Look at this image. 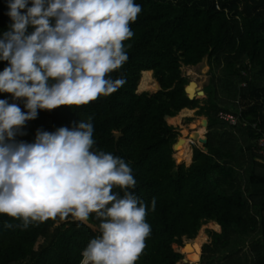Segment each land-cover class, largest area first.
I'll return each mask as SVG.
<instances>
[{
	"label": "trees",
	"instance_id": "trees-1",
	"mask_svg": "<svg viewBox=\"0 0 264 264\" xmlns=\"http://www.w3.org/2000/svg\"><path fill=\"white\" fill-rule=\"evenodd\" d=\"M134 2L142 11L130 24L133 37L123 42L128 60L110 73L125 84L87 105L38 109L15 140L33 143L37 130L71 128L91 117L93 151L129 164L136 180L130 191L148 206L151 234L136 264H178L184 255L174 246L184 248L210 222L219 231L210 232L199 264H264V157L257 146L264 137V0ZM8 11V0H0V36L11 24ZM205 58L212 76L207 99L190 101L181 68ZM6 66L0 60V71ZM153 74L162 90L152 95L143 89ZM0 99L26 111L22 99L8 93ZM195 109L208 118V152L194 147L192 163L178 167L174 126ZM221 112L234 114L236 126L221 120ZM5 222L20 223L0 214V264H80L82 250L99 234L95 214L88 224L58 216L23 231L6 229ZM204 238L200 232L190 246L201 247Z\"/></svg>",
	"mask_w": 264,
	"mask_h": 264
},
{
	"label": "clouds",
	"instance_id": "clouds-1",
	"mask_svg": "<svg viewBox=\"0 0 264 264\" xmlns=\"http://www.w3.org/2000/svg\"><path fill=\"white\" fill-rule=\"evenodd\" d=\"M30 5V6H29ZM9 30L0 36V214L18 220L6 229L29 228L49 219L88 224L99 234L82 250L80 264H136L151 226L147 204L131 189L136 180L122 158L93 151L88 122L37 130L33 143L17 134L38 109L82 106L125 84L112 79L128 60L124 41L142 11L134 0H8ZM31 27L33 31L28 32ZM119 188L123 195L113 192ZM153 198L151 209L155 210Z\"/></svg>",
	"mask_w": 264,
	"mask_h": 264
},
{
	"label": "rangeland",
	"instance_id": "rangeland-1",
	"mask_svg": "<svg viewBox=\"0 0 264 264\" xmlns=\"http://www.w3.org/2000/svg\"><path fill=\"white\" fill-rule=\"evenodd\" d=\"M210 70H211V68L209 66L208 58H205L200 64H198L197 67H189V68L182 67L181 68V75L183 76V78H186L190 83L196 82V81L199 82L202 86V89H206L210 85L211 78H212V76L209 74ZM153 78L155 79L154 74H153ZM155 81H157V80L155 79ZM143 92H144V89H143ZM144 93H149V94L153 95V94H156L157 91H155V92H144ZM137 95H141V94L137 93ZM198 99H200L203 102L204 100L207 99V96L201 97V98L199 97ZM201 105H203V104L201 103ZM197 110L198 109L193 110L194 111L193 113H187V116H189V117L183 118V122L181 123V126H174L176 128V132L179 134L178 139L180 137H182L183 140L190 139L189 145L187 147L182 146L180 151L176 154L177 160L179 159L180 163L184 164L186 167H188L191 164V160L193 158L194 147L200 148V149H202V151H204V149H203L204 146L202 143L199 142V139L206 137V135L208 133V130L206 129L205 134L198 137V139L196 140L197 142H195V144L192 143V141H193L192 136L194 135V132H196V129L194 130L191 127V125L193 123H196V122H198L200 124V121L202 120V118H204L203 116H198L196 114ZM185 129L188 131V133L191 132V134L189 136H185V134H184ZM176 155L174 156V158H176ZM183 156H187L189 160H187L185 162L181 161ZM176 171H177V169H176ZM211 231H215V232L219 231V229L218 230L214 229V222L204 224L201 227L200 231L198 232V236L196 237V239L199 237L200 232L204 233V236H205L204 239L205 240L202 242L201 246L210 243V241H211L210 232ZM195 240H193V241H195ZM193 241H188L186 239L184 241V245H185L184 248H180L179 246H174L175 251L180 252L184 255V258L178 264H195L193 261H191V262L189 261L190 254H189V252H187V248L193 243Z\"/></svg>",
	"mask_w": 264,
	"mask_h": 264
},
{
	"label": "water",
	"instance_id": "water-1",
	"mask_svg": "<svg viewBox=\"0 0 264 264\" xmlns=\"http://www.w3.org/2000/svg\"><path fill=\"white\" fill-rule=\"evenodd\" d=\"M157 84H158L159 91H161L162 89H161V86H160L159 82H157ZM195 88H196V83H195V82H191V83L186 87V94H187V96H188V98H189L190 101L195 100V99H198V98L201 97V96H203V97L206 96V95H205V92H204V89H202L201 92H195ZM159 91H158V92H159ZM170 118H171V117L168 116V117H167V120L170 121ZM208 123H209V122H208V118H207V117L202 118V120L200 121L201 126L205 127L207 130H208ZM191 126H195V124L193 123ZM120 135H121L120 133H117V132L114 133V137H115V138H118ZM197 139H198V134H197V132H194V136H193V141H192V143L195 144V142H197V141H196ZM182 140H183L182 137H180V138L178 139L177 143L175 144V147H174V148H175V152H176V153H177V145L181 144ZM199 142L202 143L203 146H204V145H206V144L208 143V139H207V137L200 138V139H199ZM203 149H204L203 152H205V153L208 152V148L203 147ZM175 160H176V159H175ZM176 162H177V160H176ZM191 163H192V160H191ZM177 165H178V163H177ZM179 166H181V165H178V167H179ZM193 247H194V250H195V251L191 253L189 261H190V262L193 261L195 264H199L200 256H201V254H202V247H203V246L199 247V246H197V245H194ZM187 261H188V260H187Z\"/></svg>",
	"mask_w": 264,
	"mask_h": 264
},
{
	"label": "bare ground",
	"instance_id": "bare-ground-1",
	"mask_svg": "<svg viewBox=\"0 0 264 264\" xmlns=\"http://www.w3.org/2000/svg\"><path fill=\"white\" fill-rule=\"evenodd\" d=\"M207 77V76H206ZM196 83V88H195V92H201L202 91V86H201V84L199 83V82H195ZM158 90H159V88H158V84H157V81H155V79L154 78H151L150 80H149V82H148V84L144 87V92H155V91H157L158 92ZM201 97H203V96H201ZM200 97V98H201ZM170 119H173V118H170ZM195 124V126H191L194 130L196 129V132H197V134H198V137H200V136H202V135H204L205 134V132H206V128L205 127H203V126H201L198 122H196V123H194ZM200 125V126H199ZM184 134H185V136H189L190 134H191V132H189L188 133V131L185 129V131H184ZM194 136V135H193ZM193 136H192V138H193ZM187 140V141H186ZM186 140H182V142H181V144H179V145H177V153L180 151V149L182 148V146H188L189 145V143H190V139H186ZM176 153V154H177ZM177 163H178V165H182V163H180V160L178 159L177 160ZM201 242H203V241H201ZM194 245H197V244H194ZM194 245H192V246H189L188 248H187V252H189V254L191 255V253L192 252H194L195 250H194ZM197 246H199L200 247V245H197ZM186 261V260H185Z\"/></svg>",
	"mask_w": 264,
	"mask_h": 264
},
{
	"label": "built area",
	"instance_id": "built-area-1",
	"mask_svg": "<svg viewBox=\"0 0 264 264\" xmlns=\"http://www.w3.org/2000/svg\"><path fill=\"white\" fill-rule=\"evenodd\" d=\"M219 118L230 123L231 126H236L237 124V117L234 114L221 112L219 113ZM257 146L260 148L259 153L264 157V137L257 142ZM262 161L264 162V158Z\"/></svg>",
	"mask_w": 264,
	"mask_h": 264
},
{
	"label": "crops",
	"instance_id": "crops-1",
	"mask_svg": "<svg viewBox=\"0 0 264 264\" xmlns=\"http://www.w3.org/2000/svg\"><path fill=\"white\" fill-rule=\"evenodd\" d=\"M184 110H189V109H184Z\"/></svg>",
	"mask_w": 264,
	"mask_h": 264
}]
</instances>
